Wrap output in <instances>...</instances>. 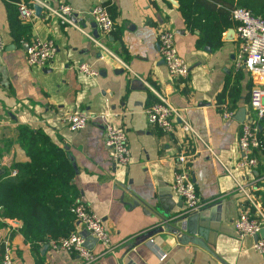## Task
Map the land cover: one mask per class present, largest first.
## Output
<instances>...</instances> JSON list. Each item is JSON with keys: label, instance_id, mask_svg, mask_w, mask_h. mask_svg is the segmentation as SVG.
Segmentation results:
<instances>
[{"label": "crops", "instance_id": "1", "mask_svg": "<svg viewBox=\"0 0 264 264\" xmlns=\"http://www.w3.org/2000/svg\"><path fill=\"white\" fill-rule=\"evenodd\" d=\"M43 1L52 7L69 5L83 30L127 68L83 33L59 24L54 16L44 18L43 10L39 15L33 10L30 19H21L16 3L33 9L30 0H0V38L4 44L0 51V180L11 175L12 163L27 160L17 127L39 130L73 163L70 183L78 192L76 200L101 218L108 233L109 250L87 264H262L261 255L251 248L253 238L236 236L232 221L243 199L223 167L248 186L264 215V151H253L258 162L254 169L234 167L240 125L254 118L248 93L262 78L242 66L234 67L238 40L230 14L231 7L241 6L264 18V0H198L192 27L187 26L178 0ZM96 4L106 8L113 22L107 34L99 32L86 13ZM160 28L174 32V46L188 65L184 80L171 77L161 60L156 40ZM36 36L51 39L55 45L47 67L25 63L24 50ZM81 62L91 64L96 76L78 73L74 66ZM142 81L165 97L215 155L196 141V154L186 164L196 193L205 201L198 211L205 224L203 241L208 250L178 243L167 232L136 240L155 227L157 220L153 213H143L140 206L129 207L128 203L133 198H151L174 215L184 214L182 201L169 185L178 152L194 149L185 142L178 120L170 132L149 123L145 109L156 96ZM238 107L244 108L242 122L234 118ZM75 111L84 112L89 121L70 131L64 119ZM227 111L231 115L223 117ZM105 122L125 132L129 160L124 166L114 165L103 145ZM256 124L264 137V122ZM21 226V220L2 217L0 208V245L10 247L16 264H81L75 253L52 250L43 241L25 238ZM74 231L85 235L76 221L57 213V236ZM90 249L94 254L101 252L96 242ZM158 253H164V258L159 259Z\"/></svg>", "mask_w": 264, "mask_h": 264}, {"label": "built area", "instance_id": "2", "mask_svg": "<svg viewBox=\"0 0 264 264\" xmlns=\"http://www.w3.org/2000/svg\"><path fill=\"white\" fill-rule=\"evenodd\" d=\"M30 3L39 6L44 11V18L54 16L57 18L59 24L69 25L83 33L93 40L102 52L117 60L123 68H127L126 64L119 57L83 30L78 24V20L74 17L73 10L69 5L61 3L56 7H52L43 0H30ZM16 11L18 16L25 20L30 19L33 15L32 7L25 5L23 2L16 3ZM86 13L99 32L107 34L111 31L113 22L104 6L99 4L93 5ZM230 14L235 21L234 30L238 40L233 65L235 68L242 66L251 73L259 74L262 78V81L254 84L248 93V104L254 118L241 123L237 137L239 155L234 167L238 170H251L258 163L256 158L252 156V150L258 146L256 123L259 121L264 122V18L253 15L247 8L241 6L233 7L230 10ZM173 36L174 32L168 28L158 29L156 33L158 52L168 74L171 77L184 80L188 74V65L178 54L174 46ZM3 48L4 44L0 38V51ZM54 54L55 45L53 41L36 36L29 41L24 50L25 63L29 67H47L53 59ZM74 69L78 73L89 77H95L97 74L93 66L86 62L78 63L74 66ZM142 82L156 96V101L145 109V115L149 123L164 132H170L173 130L174 123L178 120L180 129L186 134L185 142H188L187 144L189 145H194L193 150L186 153L183 151L178 152L176 155L175 169L169 187L171 192L182 201L184 214L198 211L205 201L201 200L196 193L186 164L187 160L196 154L195 143L196 141H201V139L189 122L177 113V110L167 102L162 94L157 93L145 81ZM222 115L223 117H229L231 111L224 112ZM88 121V116L82 111H75L64 119L70 131L83 128ZM102 141L114 165L124 166L127 164L129 160L127 139L125 132L120 127L106 122L103 123ZM204 146L211 156H215L205 144ZM223 169L232 178L234 191L239 193L243 199V206H241L237 216L232 221L236 236L238 238H252L254 235H258L261 228L264 230V215L254 201L248 186L237 179L232 171L225 167ZM15 172V169H10L11 175H14ZM69 212L73 215V220L78 225H81L85 235L74 231L66 236L48 239L46 244L50 249L75 253L81 259V264H87L101 253L109 250L108 233L97 214L80 199H77L69 207ZM86 237L95 239L96 243L101 246L100 253L94 254L91 249L84 246L83 243ZM147 241L148 243H152V238H148ZM0 246V264H16L11 256L10 247L6 243H2ZM251 248L261 255L262 264H264V233L263 236L252 241ZM153 249L157 251L156 248ZM158 254L159 259H163L165 256L164 253ZM217 264L222 263L218 262Z\"/></svg>", "mask_w": 264, "mask_h": 264}, {"label": "trees", "instance_id": "3", "mask_svg": "<svg viewBox=\"0 0 264 264\" xmlns=\"http://www.w3.org/2000/svg\"><path fill=\"white\" fill-rule=\"evenodd\" d=\"M197 2L178 0L187 26L194 25V5ZM222 96V93L219 94L217 103ZM256 136L258 146L252 153L255 150L264 151V137L259 131ZM17 138L27 160L12 163L10 168L16 170L15 174L0 180L1 216L21 220V233L25 238L46 243L48 239L58 237L57 213L68 221L73 220L69 207L78 194L70 183L73 168L62 150L39 130L19 125Z\"/></svg>", "mask_w": 264, "mask_h": 264}, {"label": "water", "instance_id": "4", "mask_svg": "<svg viewBox=\"0 0 264 264\" xmlns=\"http://www.w3.org/2000/svg\"><path fill=\"white\" fill-rule=\"evenodd\" d=\"M34 14L39 15L41 9L39 6H33ZM234 118L242 122L244 118V108L238 107L234 113ZM72 168L74 169L73 163H71ZM213 204V203H212ZM211 204V205H212ZM129 207H137L140 206L141 211L143 213H153L156 217L157 225L150 229L149 231L141 234L136 237V240H142L148 236H151L157 232H167L172 234L176 241L181 244L190 243L193 245H197L203 249H207L204 239H205V224L202 223L203 217L199 213V211H195L189 214L182 215H174V213H170L167 209L161 208L159 205H155L154 201L151 198H144V200L133 198L129 203ZM184 223V227H179V223ZM199 223V226L196 227V223ZM264 230L260 229L258 235H254L253 240L258 237L263 236ZM95 239L91 237H86L84 240V246L86 248H92L95 243ZM46 246V245H45ZM44 246V248H45Z\"/></svg>", "mask_w": 264, "mask_h": 264}, {"label": "rangeland", "instance_id": "5", "mask_svg": "<svg viewBox=\"0 0 264 264\" xmlns=\"http://www.w3.org/2000/svg\"><path fill=\"white\" fill-rule=\"evenodd\" d=\"M41 9V8H40Z\"/></svg>", "mask_w": 264, "mask_h": 264}]
</instances>
